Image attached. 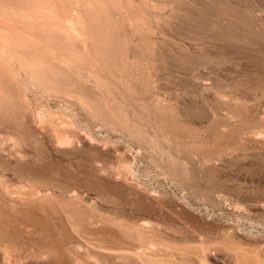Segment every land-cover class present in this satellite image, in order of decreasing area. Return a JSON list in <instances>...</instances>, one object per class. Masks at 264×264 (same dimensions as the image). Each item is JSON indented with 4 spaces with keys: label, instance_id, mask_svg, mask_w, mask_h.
<instances>
[{
    "label": "rangeland",
    "instance_id": "374dc122",
    "mask_svg": "<svg viewBox=\"0 0 264 264\" xmlns=\"http://www.w3.org/2000/svg\"><path fill=\"white\" fill-rule=\"evenodd\" d=\"M54 1L0 0V264H264V0Z\"/></svg>",
    "mask_w": 264,
    "mask_h": 264
},
{
    "label": "bare ground",
    "instance_id": "6f19581e",
    "mask_svg": "<svg viewBox=\"0 0 264 264\" xmlns=\"http://www.w3.org/2000/svg\"><path fill=\"white\" fill-rule=\"evenodd\" d=\"M9 3L11 5L13 4H18L19 5V10L23 13H25V15L27 17H30L32 14H41V13H48V14H52V13H57L58 12V8L61 6H58L57 2L52 0V2H50V0H8ZM14 2V3H13ZM100 4V3H99ZM95 7V6H94ZM107 7V6H106ZM0 9H5L8 10V6H0ZM12 9L17 10V8L15 7V5L12 6ZM11 9V10H12ZM95 9V8H94ZM93 9V10H94ZM104 9V8H103ZM102 9V10H103ZM108 9V8H107ZM97 10V9H96ZM98 11V10H97ZM61 12V11H60ZM93 12V11H92ZM96 13V12H95ZM100 13V11H99ZM63 15V21H65L68 24V31L70 34H74L75 37L78 36H84V33L81 31V28L78 26V22L82 21V18L79 16V14L74 12H69L68 11H64V13H62ZM97 14V13H96ZM110 14V13H109ZM108 14V15H109ZM60 15V14H59ZM104 15V14H103ZM106 15V16H108ZM60 16V17H61ZM103 17V16H102ZM107 18V17H106ZM88 19V18H87ZM90 19V18H89ZM101 19V18H100ZM108 19V18H107ZM55 20V19H54ZM51 21V20H50ZM92 21V20H91ZM96 22V21H95ZM93 22V24L95 23ZM58 23V22H57ZM63 24V23H62ZM96 24V23H95ZM93 26V25H92ZM90 27V26H89ZM98 27V26H97ZM0 28L2 29L3 33H4V39L5 42L7 43V45L10 47H13L16 43L17 40H19L22 36H20L19 32L15 31L12 27L10 26H0ZM62 28V27H61ZM105 30V29H104ZM101 31V30H100ZM98 33V32H96ZM99 34V33H98ZM104 34V33H103ZM62 35V34H61ZM91 35V34H90ZM93 35V34H92ZM97 35V34H96ZM94 36V35H93ZM104 36V35H103ZM70 37V36H69ZM74 37V36H73ZM105 37V36H104ZM72 38V37H70ZM100 38V37H99ZM98 38V39H99ZM102 38V37H101ZM25 39V37H24ZM77 39V38H76ZM95 39V37H94ZM32 40V39H31ZM90 40V39H89ZM83 43V42H82ZM88 43V42H87ZM91 43V42H90ZM108 43V42H107ZM34 44V41H33ZM92 44V43H91ZM93 45V44H92ZM91 45V46H92ZM85 46V45H84ZM61 47V46H60ZM110 47V46H108ZM9 53H11V50L8 49ZM88 51V50H87ZM2 80V78L0 79ZM3 83V80H2Z\"/></svg>",
    "mask_w": 264,
    "mask_h": 264
}]
</instances>
